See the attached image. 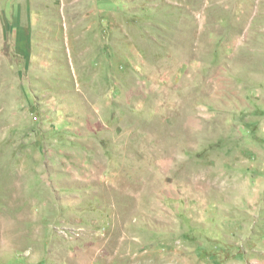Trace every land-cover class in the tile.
<instances>
[{
	"label": "rangeland",
	"instance_id": "374dc122",
	"mask_svg": "<svg viewBox=\"0 0 264 264\" xmlns=\"http://www.w3.org/2000/svg\"><path fill=\"white\" fill-rule=\"evenodd\" d=\"M0 264H264V0H0Z\"/></svg>",
	"mask_w": 264,
	"mask_h": 264
}]
</instances>
